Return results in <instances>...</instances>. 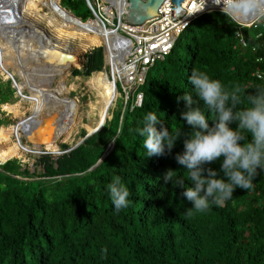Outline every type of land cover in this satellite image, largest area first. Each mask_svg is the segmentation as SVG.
<instances>
[{"label": "trees", "instance_id": "obj_1", "mask_svg": "<svg viewBox=\"0 0 264 264\" xmlns=\"http://www.w3.org/2000/svg\"><path fill=\"white\" fill-rule=\"evenodd\" d=\"M61 6L82 22L92 19L85 0H61ZM236 28L224 13L196 19L186 31L183 54L173 49L138 89L144 95L140 109L122 114L120 104L112 121L75 150L56 159L42 156L41 173L18 161L0 166V264H264V171L258 169L253 186L236 189L222 206L210 203L208 210L189 216L192 205L181 195L184 189L164 181L169 169L187 181L184 166L175 160L184 151V137L171 153L147 157L137 132L149 111L161 120L157 130L162 125L172 132L192 130L180 117L185 102L178 98L192 92L193 70L229 89L240 85V107L246 106L248 93L264 88L254 77L264 64L239 47ZM261 31L262 39L252 46L264 43ZM102 70L98 49L73 74L89 77ZM8 85L4 90L12 97ZM1 94L0 106L9 98ZM204 114L214 118L206 109ZM117 133L114 148L98 164ZM68 149L62 146L63 152ZM219 163L206 167L218 170ZM116 176L130 193L128 207L119 212L107 188Z\"/></svg>", "mask_w": 264, "mask_h": 264}, {"label": "clouds", "instance_id": "obj_2", "mask_svg": "<svg viewBox=\"0 0 264 264\" xmlns=\"http://www.w3.org/2000/svg\"><path fill=\"white\" fill-rule=\"evenodd\" d=\"M213 4L222 6L221 11L233 18L249 15L253 11L259 15H264V0H213ZM89 10L92 12L90 8ZM94 13L96 14V12ZM90 20H93V17ZM109 31V34L114 35L116 39V43L113 44L116 47L113 51H109L108 57L106 56V48H101L103 46L95 48L93 52L98 49L102 50L103 70L100 72L109 76L110 82L115 86L117 98H122L113 112L121 104V113L124 114L128 108L132 112L134 109L142 107L144 95L138 89L145 85L146 77L143 85L127 91V95L123 92L119 78L124 63L118 55L121 37L112 33V30ZM88 55L90 54H87L86 57ZM85 63L86 58L81 68L78 67V70L74 71H82ZM118 67H120V71L115 75L116 81H114L112 71ZM100 72H95L86 78L89 79L92 75ZM188 79L192 86V92L185 93L178 100L182 99L185 102V110L180 113V117L187 122L192 130L189 133H183L182 130L172 132L168 126L164 125L161 126L160 130H157L156 125L161 124V120L155 113L149 111L144 117L143 127L137 129V132L141 137H144L143 146L147 150V157H159L164 156L166 152L171 153L177 141L182 136L184 137V151L178 153L175 160L179 165L184 166L187 181L183 177H177V172L171 169L166 172L164 181L184 189L181 195L192 205L186 213L191 216L193 211L204 212L208 210L210 203L222 206L225 201L232 198L236 189H250L253 186V179L258 174L257 170L264 171V88H258L254 93H248L246 106L240 107L243 103L240 85L236 84L230 89L226 88L221 81L212 79L207 73L196 70H193ZM138 95L141 97L139 104L137 103ZM117 98L112 107H114ZM205 109L213 115L214 118L211 121L206 118ZM113 112L109 111V117L104 126L96 130L98 132H93L94 134L85 141L99 134L112 121ZM231 124L236 125L235 130L230 127ZM82 134L81 139H84L87 133L83 130ZM118 136L119 133L112 138L113 143L105 155L108 156L112 151ZM40 151L43 152L44 150ZM45 155L53 157L50 153ZM217 161H220L218 170L206 167V165H211ZM29 171L31 172V170ZM35 171L36 169L33 168V172ZM188 181H190V186L185 187ZM107 188L111 202L117 212L128 207L127 198L130 193L121 183L119 176H116Z\"/></svg>", "mask_w": 264, "mask_h": 264}, {"label": "bare ground", "instance_id": "obj_3", "mask_svg": "<svg viewBox=\"0 0 264 264\" xmlns=\"http://www.w3.org/2000/svg\"><path fill=\"white\" fill-rule=\"evenodd\" d=\"M114 1L115 7L118 10L119 0ZM59 2L60 0H25L22 5L21 14H19V20L17 14H14L12 17H9L6 23L7 25L14 22L18 23L15 28H19L20 36L18 38H11L12 36L4 35L1 37L0 42L11 57V61L7 63L21 76L20 81L23 82L21 84L22 89L27 92L34 91L45 94L50 99L45 97V103L38 101L36 98L37 93H35L34 99L23 97L21 102L1 106V110L8 116H11V118L19 120V124L16 126H0V163H6L13 159L26 160L25 156L27 154L38 155V152L42 150L35 147H26L20 143L22 137L20 131L24 125L21 123L26 120L23 103L28 102L31 114L33 116L37 115L35 119H48L52 124L58 122V118H51L52 112L56 111L59 113L58 109L61 106L66 108L67 119L64 122L65 125L58 129L59 134H61L60 140L54 144L50 143L44 146L45 151L57 152L58 143L70 146L74 145L75 138L80 132L79 130L82 129L87 134H90L104 126V119H108L110 108L117 98L115 86L110 82L108 75L103 73L92 75L85 82V85L94 94L95 102L88 105L89 109L85 113V116L89 122L85 123L84 115L81 112L82 107H80L79 103L66 102L68 99L64 98V96L78 89L75 84L68 85L66 83L69 72L63 69L48 70L35 65L31 59H28L29 47L31 45L44 44L46 38L50 39L51 44H69L79 41L84 48L90 46L95 49L104 46L113 51L116 47L113 45L116 43L115 36L109 34V30H102L104 29L102 28V20H89L86 23L80 24L60 8ZM43 4L49 7L48 14L45 16L41 14ZM35 27L44 28V34H47L49 30L51 36L48 33L50 37H45ZM45 27L49 29L47 28V30ZM14 49H17L18 52L15 53ZM0 64H3V62H0ZM74 68H78V64L74 65ZM119 68L112 71L114 81H116L115 75L120 71ZM0 74L4 77L1 69ZM55 77L58 79L54 82ZM51 82L55 84H53V89Z\"/></svg>", "mask_w": 264, "mask_h": 264}, {"label": "built area", "instance_id": "obj_4", "mask_svg": "<svg viewBox=\"0 0 264 264\" xmlns=\"http://www.w3.org/2000/svg\"><path fill=\"white\" fill-rule=\"evenodd\" d=\"M92 12H96L102 20V26L120 35L118 52L123 59L121 83L123 92L127 95L134 87L144 84L145 77L150 68L163 62L168 57L177 39L185 33L191 23L196 19L211 13H223L222 6H215L213 0H185L182 4V16L171 19V4L167 0L161 6L158 16L141 25H129L124 22L121 10L116 9L114 0H86ZM108 13V14H107ZM237 28L234 38L243 50L250 49L255 55L257 64H264V43L251 45L252 41L262 39V31L255 36L250 35V30L264 29V15L253 11L249 15L229 16ZM254 77L264 83V71H258ZM141 100L137 97V103Z\"/></svg>", "mask_w": 264, "mask_h": 264}, {"label": "water", "instance_id": "obj_5", "mask_svg": "<svg viewBox=\"0 0 264 264\" xmlns=\"http://www.w3.org/2000/svg\"><path fill=\"white\" fill-rule=\"evenodd\" d=\"M24 1L25 0H0L1 29H5V30L8 29L7 31L13 30V32L15 31L16 29L15 26L18 23L14 22L15 24L11 23L8 26L6 23L9 17H12L14 14H17L19 20V14H21L22 5ZM105 1H112V0H105ZM166 1L167 0H119V7L121 10L120 17L123 16L124 22H126L129 25L136 26V25L144 24L145 22L153 18H156L158 16L161 6ZM169 1L171 4V12H170L171 19L173 20L181 17L184 12L182 10L181 4L185 0H169ZM59 6L65 13L69 14L75 21L79 22L80 24L85 23L82 22L81 19L77 18L70 11L61 7V4ZM88 8L90 7L88 6ZM92 17L94 20L101 21L98 15L95 14L94 12H92ZM102 28L104 27L102 26ZM102 30L104 31L105 29ZM111 32L113 33L114 31ZM101 48H105V47L103 46ZM93 50L94 48L84 51V46L81 45H78L76 49H65V48L57 47L56 45L52 46L51 44L44 43L39 45H31L29 47L28 59L29 60L31 59V61H33L35 65L43 67L48 70L63 69L69 72L72 69H78V68H74V65L76 64H78V66L81 67L82 63L85 62L86 55L91 54ZM7 76H9V78H7V81L11 83L12 88L20 97L21 94H19L14 77L9 72L7 73ZM47 98L50 99L49 97ZM68 101L69 98L66 102ZM58 111L60 113V116L59 113L56 111L52 112L51 114L52 119L55 117L58 118V122L56 124H52V122L48 119H41V120L35 119V116H33L32 114L29 117L25 118L26 119L25 122L21 123L24 124L21 134L26 139L27 143L29 144V147L30 148L40 147L41 149L44 150L43 152L42 151L38 152V155H33V156L39 158L41 155L50 153L56 159L59 156L64 155L65 153H69L75 150L81 144H83V142L87 138L91 137L94 133L98 132L95 131L92 134H87V136L84 139H81L73 146H69V149L66 152L60 151L59 149L57 152L45 151L44 149L45 145H48L50 143L54 144L56 143V141H59L61 138V134H59L58 129L59 127H63L65 125L64 122L67 119V110L66 108H64V106H61V108H59ZM17 124H19V122ZM58 145L59 143L57 144V146ZM106 156L107 155H105L101 159L100 163L105 159ZM6 163H0V166ZM95 168L96 167H93L90 171L94 170ZM31 171H33V168Z\"/></svg>", "mask_w": 264, "mask_h": 264}, {"label": "rangeland", "instance_id": "obj_6", "mask_svg": "<svg viewBox=\"0 0 264 264\" xmlns=\"http://www.w3.org/2000/svg\"><path fill=\"white\" fill-rule=\"evenodd\" d=\"M60 3V2H59ZM60 5V4H59ZM48 10H49V7L48 6H46L45 4H43L42 5V9H41V14L43 15V16H45V15H47L48 14ZM94 20V19H93ZM89 20H87L86 22H88ZM85 22V23H86ZM22 24H23V22H22ZM8 25H10V24H8ZM7 25V26H8ZM40 26H41V24H39ZM38 31H40L41 33H43V35L45 36V37H48L49 36V34H50V36H51V32L48 30L49 28L48 27H45L47 30H48V33L47 34H44V32H43V29L41 28V27H35ZM8 30V29H7ZM7 30H5V29H2L1 30V26H0V41H1V37L2 36H4V35H7V36H12L11 38H18L19 36H20V33H19V28L17 27L16 29H15V31L13 32V30L12 31H7ZM16 31H18V32H16ZM261 31V29L259 28V29H257V30H250L249 32H250V35L251 36H255L257 33H259ZM49 36V37H50ZM45 37H43L44 39H45ZM187 33L185 32V33H183V34H181L180 36H179V38L177 39V41H176V43H175V47H174V49H179L180 50V53L181 54H183V47L185 46V44H186V40H187ZM49 38H46V40H45V43H47V44H51L50 43V39L48 40ZM76 43V44H75ZM60 43H56V44H51L52 46H57V47H61V48H65V49H76V47H78V45H81V43L78 41V42H72V43H69V44H60ZM61 45H63V46H61ZM81 46H83V45H81ZM92 47H90V46H88L87 48H84V51L85 50H89V49H91ZM106 48V55L108 56V54H109V51H111L112 52V49H109L108 47H105ZM14 51H15V53H17L18 52V50L17 49H14ZM8 61H11V57H10V55L7 53V51L3 48V46L1 45V42H0V62H3V64H0V69L2 70V73H4V77L0 74V92L2 93L1 95L3 96L4 95V97H6L7 95H6V91L4 90V89H6L7 87H9V85H8V83H9V81H7V78H9V76H7V73L9 72L13 77H14V79H15V81H16V84H17V88H18V91H19V94H21V96L19 97L18 95H17V93L15 92L13 95H12V97H10L9 95L7 96V97H9L8 99H7V103L8 104H16V103H18V102H21V99L23 98V97H25V98H27V99H34V95H35V93H37V95H36V98H37V100L38 101H42V102H44L45 103V97H47V95H45V94H41V93H39V92H34V91H25V90H23L22 89V81H20L21 80V76H20V74L19 73H16V71L14 70V68H12L7 62ZM157 64H159V63H157ZM79 68H81L80 66H78ZM155 67V66H154ZM154 67H152V68H150L149 70H148V72H147V75H146V81L148 82L151 78H153L154 76H155V69H154ZM74 70H78V69H72L71 71H69V77L67 78V80H66V83L68 84V85H70V84H75L77 87H78V89L76 90V91H74V92H71V93H69L67 96H64V98H69V101L71 102V103H73V102H77V103H79V105H80V107H82L81 108V112L83 113V115H84V122L85 123H87V122H89V120L86 118V116H85V113H87L88 112V109H89V107H88V105H89V103H92V102H95V96H94V94L93 93H91L88 89H87V87H86V85H85V82L88 80V78H86V77H83V76H74V74H73V71ZM108 72L110 73V71L108 70ZM100 73H102V72H100ZM111 74V73H110ZM4 78H6V79H4ZM58 78L57 77H55L54 78V82H55V80H57ZM54 82H51V84H52V89L54 88ZM54 84V85H53ZM2 85L4 86V88H2ZM10 86H11V89H13L12 88V85L10 84ZM69 87V86H68ZM43 89V88H42ZM14 90V89H13ZM5 91V92H4ZM23 91V92H22ZM39 94V95H38ZM57 98V97H56ZM58 99V98H57ZM122 101V98L121 97H118L117 98V100H116V102H115V104H114V107H112V108H110V112L112 113L113 112V109L115 108H117V104H118V102L120 103ZM24 105H23V110H25V116L24 117H29L30 116V114H31V111H30V105H28V102H25V103H23ZM43 110H45V109H43ZM0 113H1V115H0V118L3 120V123H2V126H16V124L19 122V120H15V119H13V118H11V116H8L6 113H3V111L1 110V108H0ZM37 116V115H36ZM35 116V117H36ZM87 120V121H86ZM107 121V119L105 118L104 119V123ZM103 124V123H102ZM80 132L78 133V135L76 136V138H75V143L74 144H76L82 137H83V130L81 129V130H79ZM22 133V130L20 131V134ZM21 141H20V143L22 144V145H24V146H26V147H29V144L27 143V141H26V139L22 136L21 137V139H20ZM63 145H66V146H70V145H67V144H59L58 146H59V148H58V146H57V148L60 150V151H63L62 150V146ZM73 146V145H72ZM36 149H41L40 147H35ZM26 160H22V159H13L14 161L15 160H17L18 161V163L21 165V167L23 168V167H27L29 170H32V168H34V169H36V171H37V173H41L42 172V167L39 165V159L36 157V156H33V155H30V154H27L26 156ZM42 157V156H41ZM52 157V156H51ZM53 158V157H52ZM31 173H33V171H31Z\"/></svg>", "mask_w": 264, "mask_h": 264}]
</instances>
